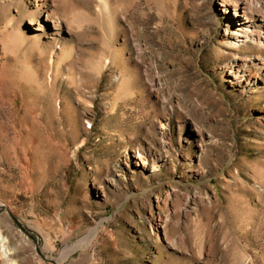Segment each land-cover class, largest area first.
Returning a JSON list of instances; mask_svg holds the SVG:
<instances>
[{
  "label": "rangeland",
  "instance_id": "374dc122",
  "mask_svg": "<svg viewBox=\"0 0 264 264\" xmlns=\"http://www.w3.org/2000/svg\"><path fill=\"white\" fill-rule=\"evenodd\" d=\"M101 1L0 0V264H264V46L224 0Z\"/></svg>",
  "mask_w": 264,
  "mask_h": 264
},
{
  "label": "bare ground",
  "instance_id": "6f19581e",
  "mask_svg": "<svg viewBox=\"0 0 264 264\" xmlns=\"http://www.w3.org/2000/svg\"><path fill=\"white\" fill-rule=\"evenodd\" d=\"M103 1L106 4L107 1ZM224 1L225 2L222 5L234 6V14L232 17V21L230 22V29L228 30L230 36L228 46L236 48L240 46L241 43L245 44L248 39L252 37L254 44L258 45V47L260 46L261 49V46H264V31L258 30V25L253 20V12L263 9L264 0ZM46 13L48 16L47 20H49L50 17L53 18L52 14L49 13V11H46ZM31 23L33 24L32 21ZM54 24L60 26V20L58 18L55 19ZM257 59H260L259 54L255 57H249L241 52L236 53L234 60L225 66L230 76L229 81L231 82V84H233V86L246 89L247 87L257 86L258 84H260L257 75L254 74L255 68L258 67L257 63H255ZM110 62L111 60L109 58H106L105 64L108 65ZM262 81L264 82V78ZM141 157L143 159V165L146 166L148 164V158L144 155H141ZM154 165L155 164L153 163V166Z\"/></svg>",
  "mask_w": 264,
  "mask_h": 264
},
{
  "label": "water",
  "instance_id": "95a60500",
  "mask_svg": "<svg viewBox=\"0 0 264 264\" xmlns=\"http://www.w3.org/2000/svg\"><path fill=\"white\" fill-rule=\"evenodd\" d=\"M3 210H9V209L6 206H1L0 207V211H3ZM10 214H11L13 220L20 226V228H22L28 235H30V237L35 242H38L37 238L28 230V228L25 225H23L13 213L10 212Z\"/></svg>",
  "mask_w": 264,
  "mask_h": 264
}]
</instances>
